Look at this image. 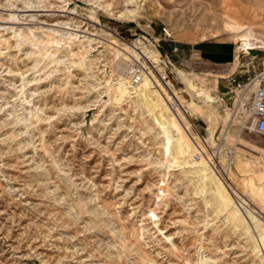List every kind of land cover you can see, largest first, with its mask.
<instances>
[{
    "label": "rangeland",
    "instance_id": "1",
    "mask_svg": "<svg viewBox=\"0 0 264 264\" xmlns=\"http://www.w3.org/2000/svg\"><path fill=\"white\" fill-rule=\"evenodd\" d=\"M239 16L264 33V0H0V264H264L259 219L233 214L222 186L264 218V136L233 121L221 139L215 76L227 64L188 50L204 35L235 54L226 23ZM162 25L183 48L162 65L177 112L150 81L168 108L132 88L114 97L122 59L110 42L164 57L169 46L151 39ZM239 55L231 69L242 77L264 68V47ZM184 109L207 174L178 145L173 121L184 142H200Z\"/></svg>",
    "mask_w": 264,
    "mask_h": 264
},
{
    "label": "built area",
    "instance_id": "2",
    "mask_svg": "<svg viewBox=\"0 0 264 264\" xmlns=\"http://www.w3.org/2000/svg\"><path fill=\"white\" fill-rule=\"evenodd\" d=\"M147 26L150 27V24ZM143 39L146 37L143 36ZM151 39L156 47L162 48L164 44L168 45L169 51L164 53V57L159 52L158 57L154 59L148 56L140 45H133L137 56L130 55L125 66L126 75L131 85H136L147 77L154 87L172 96L173 85L169 72L162 65H164L163 59L171 63L170 57L179 51V45L171 29L165 25H162L159 34ZM218 78L222 80V90L214 89L216 92L214 102L223 112L230 110V123L236 121L240 130L264 136V68L245 77L234 71ZM184 113H186L185 109ZM190 124L192 127L193 123ZM225 168L222 169L226 170Z\"/></svg>",
    "mask_w": 264,
    "mask_h": 264
},
{
    "label": "bare ground",
    "instance_id": "3",
    "mask_svg": "<svg viewBox=\"0 0 264 264\" xmlns=\"http://www.w3.org/2000/svg\"><path fill=\"white\" fill-rule=\"evenodd\" d=\"M226 28L230 34H233L234 36H236L237 39L240 41V43L237 46L238 50L246 51L247 49L264 47V40L259 38L258 36H256L255 29L253 28L252 25H241L238 23H226ZM110 43L112 45L111 53H112L113 58L116 60L122 59V61H121L122 65L117 66L118 74L115 78V83L113 85L114 91H115L114 97L117 100H121L123 98V96L129 95L131 93V88H132L135 92L140 90V93H141L140 95H141V99L143 100V104H145L146 100L148 99V96L150 94H152L155 101H159L162 104L164 103L163 105L165 106V108H168V105L166 106V103L163 102L162 94H160V92H159L160 90L158 91L157 89H154V87L149 83L150 80L147 77H144L143 80L136 85H131L129 83L128 77L126 75L125 66L127 65L126 63L129 60L130 55L137 56L133 51L129 52V50L132 46L130 45V47H129V46L125 45V47L122 48V47H120V46H118L112 42H110ZM215 77H220V76L216 75ZM163 94L166 95L167 98L169 97L168 100L172 104L174 102V107H175L176 112H177L178 109L176 107V102H178V104H180V105H182V103L178 100V98L175 94V91L173 90V97L170 96L168 93H165V92ZM172 98H174L175 101H173ZM187 113H188V111L186 110V118H185V116L182 115L185 119L184 125L186 126V130L194 139L195 138L200 139V138H198V136L191 133V124L187 118ZM224 116H225V118H224ZM222 117L224 120V125H223L224 132H223L221 139L223 140V137H225V135L228 131V127L230 125V119H231L230 110H225L222 114ZM177 123L178 122L173 121V122H171V125L175 129H177L178 145L181 147V145L184 143V149H182V151H184L186 153L188 163L198 167L199 171L207 174L208 171L206 172V170H204V168L207 167L209 169V166L207 165L206 162H203L202 160H201L202 161L201 162L199 158H201V156H203L204 158L208 159L211 168H212V165H211L212 162L210 160V157L206 156V154H207L206 149L203 146H201L202 145L201 139L199 140L200 141L199 143H198V141L195 142L197 145L194 142H191V146H190L187 141L184 142V137H183L182 133H180V131L178 130L179 126L177 125ZM195 145L197 146V149L199 150L198 155L196 154L197 150H196ZM229 164L230 163L228 162L225 165V167H226L225 169H226L227 173H228V169H229ZM204 165H206V166H204ZM219 180H220V178H219ZM251 181H252V179L250 178V179H247L246 182L244 183V186L248 189V191L250 193L252 192V190L249 187V183ZM222 183H223V181H222ZM222 186H223V188L225 187L224 189L229 192V193L227 192L228 194H230L229 196H230L231 201L233 203V206H232V213L233 214L239 216L240 213L243 212L244 215L249 220L253 221L254 219H257V218L259 219L257 221V224L255 225V227L257 228V230H258V232L262 238V244L264 245V231H263V228L259 225V224H263V222H264L263 215L261 214L262 211L260 209L255 208L253 206L254 204H253L252 200L249 199L248 197H246V195L243 192L239 191L235 186L228 188L224 183L222 184ZM258 193L260 195H262L264 193V191L260 190V191H258ZM240 219L242 221L243 217H241ZM260 220H262L263 222Z\"/></svg>",
    "mask_w": 264,
    "mask_h": 264
},
{
    "label": "crops",
    "instance_id": "4",
    "mask_svg": "<svg viewBox=\"0 0 264 264\" xmlns=\"http://www.w3.org/2000/svg\"><path fill=\"white\" fill-rule=\"evenodd\" d=\"M240 9H239V13H242V7L241 5H239ZM247 7V6H246ZM255 13V12H254ZM257 17V13L255 14ZM241 16H239V23L241 25H252L253 28L255 29V27L258 25L257 22H255L254 24H245L241 21ZM261 28L263 29L264 32V23L260 24ZM226 30V29H225ZM256 31V30H255ZM226 32L228 33V31L226 30ZM257 34L262 35L264 37V33H259L258 31H256ZM230 34V33H229ZM232 37V36H231ZM178 40H193V37H190L188 35L185 36V33H181L177 36ZM177 41V40H176ZM178 42V41H177ZM181 43L183 41H180ZM190 43V42H187ZM184 46L181 47H186V41L183 42ZM191 48L188 47L189 51H194L196 53H198L202 58H204L206 61H209L211 63H215V64H227L228 70L227 73H232L235 70L231 69V63L236 59L238 61L239 59V53L242 52L241 50H238L237 47H235V54H234V50L232 47V44L226 41H220V40H208L204 37V35H201V39L194 41L193 43H190ZM179 50L183 51V48H179ZM236 54H238V56H236ZM233 59V61H232ZM225 72H211V73H218L220 75H223L226 73Z\"/></svg>",
    "mask_w": 264,
    "mask_h": 264
}]
</instances>
